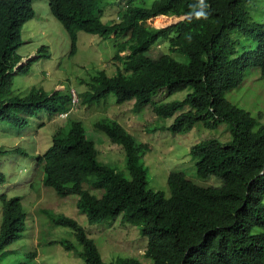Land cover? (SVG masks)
Listing matches in <instances>:
<instances>
[{
    "label": "trees",
    "instance_id": "16d2710c",
    "mask_svg": "<svg viewBox=\"0 0 264 264\" xmlns=\"http://www.w3.org/2000/svg\"><path fill=\"white\" fill-rule=\"evenodd\" d=\"M78 1L89 13L84 30L108 38L109 32L121 28L126 38L113 42L114 61H119L113 62L117 65L115 74L101 70L93 76L81 93L82 103L94 104L110 93L115 94L118 104L134 99L136 107L150 106L158 116H176L169 127L174 133L188 132L197 123L215 128L221 121L228 122L231 140L209 139L191 148L198 159V175L217 176L224 183L203 187L183 172H170V196L166 197L148 186V170L141 160L147 145L140 144L117 120L101 119L94 126L123 147L130 177L125 170L100 161V152L87 138L84 123L71 118L76 107L69 89L50 95L35 86L24 97L11 94L8 86L13 74L8 71L13 67V50L5 52L11 42L9 21L29 16L32 10L31 0H4L0 14V120L21 128L38 111L60 120L54 125L51 146L37 157L43 162L44 185L62 197L76 195L79 212L91 224L121 216L123 224L140 226L148 238L146 254L154 264H264V231L258 230L264 228V125L224 98L241 84L250 67L259 68L264 76V22H255L249 11L258 0H124V21L112 25L93 13L91 0ZM156 20L166 25H153ZM236 33L257 46L246 50L233 36ZM162 41L168 42L171 50L187 55L190 63L183 64L169 54L150 56L148 52ZM126 50L129 52L122 55ZM187 87L193 91L184 100L153 99L162 88L175 93ZM187 106L192 109L184 110ZM63 112L70 116H61ZM6 153L10 150L0 148V155ZM2 181L5 177L0 172ZM0 200L3 264L6 249L23 237L28 214L21 197L9 199L3 194ZM50 218L53 225L71 230L76 239L53 242L75 251L82 246L79 253L87 264H141L133 258L106 263L95 240L77 219L53 213Z\"/></svg>",
    "mask_w": 264,
    "mask_h": 264
},
{
    "label": "rangeland",
    "instance_id": "374dc122",
    "mask_svg": "<svg viewBox=\"0 0 264 264\" xmlns=\"http://www.w3.org/2000/svg\"><path fill=\"white\" fill-rule=\"evenodd\" d=\"M117 1L102 0L99 8L104 13L105 8L116 5ZM33 6V21L24 28V38L28 43L20 52L34 53L40 46L48 45L51 56L34 62L30 73H15L11 87L14 92L26 93L33 86L48 92L74 87L83 97L81 93L87 90V86L81 79L90 81L102 69L111 76L115 74L117 65L114 63L119 61L115 59L113 63L116 54L113 37L103 39L99 35L81 30L78 32L77 50L71 54L69 34L52 16L49 0H35ZM115 11L117 9H106L102 20L111 18ZM249 11L255 22H264V0L252 4ZM152 24L166 25L157 20ZM233 36L240 39L242 47L246 50L257 46L256 42L245 39L242 35L236 33ZM242 47L238 46L241 52ZM125 53L127 52H122ZM148 54L154 58L169 54L183 64L190 63L187 55L171 50L166 41L154 45ZM246 72L241 84L226 92L224 98L229 104L250 112L260 125H264V76L260 69L254 66ZM192 91V87H187L170 93L167 88H162L153 99L157 102L181 101ZM191 109L187 106L184 110ZM70 115L72 119L84 123L87 138L95 142L100 152V161L118 170H125L129 177L123 147L96 130L95 123L105 118L117 120L140 144L147 145L141 152V160L148 170V186L164 192L166 197L170 196L167 185L170 172H183L203 187H220L224 183L217 176L203 178L198 175V159L193 156L191 148L204 140H231L232 128L228 122L221 121L215 128L197 123L188 132L174 133L169 127L174 123L176 116H158L150 106L136 107L134 99L118 104L113 93L94 104L79 103ZM53 117L47 111H38L32 114L28 124L21 128L0 120V148L17 149L0 155V172L5 177V181L0 182V195L6 194L9 199L21 197L28 214L23 237L6 249L8 253L3 264H87L86 257L79 253L83 251L82 246L75 251L66 249L60 243H54L62 239H76L68 228L53 225L51 213L73 217L85 226L106 263L133 258L141 264H154L153 258L146 254L148 238L142 234L140 226L123 224L121 216L105 223L91 224L86 215L79 212L76 195L62 197L44 185L43 162L37 157L43 155L52 144L54 125L60 123L58 118ZM2 219L0 200V225ZM258 230L264 231V228Z\"/></svg>",
    "mask_w": 264,
    "mask_h": 264
},
{
    "label": "clouds",
    "instance_id": "9594fccd",
    "mask_svg": "<svg viewBox=\"0 0 264 264\" xmlns=\"http://www.w3.org/2000/svg\"><path fill=\"white\" fill-rule=\"evenodd\" d=\"M3 1L4 0H0V14L3 11ZM34 1L35 0H31V2H30L32 12L29 16H20V17H16V18L9 21L11 42H10L9 46L6 48L5 52H7L9 49L13 50V60H12L13 67H12V69H10L8 71L9 73H12L13 75L15 73H21L22 72V71H20L21 67H29L28 72H24V73H30L34 62H38L43 58L48 59L51 56L50 48L48 45L40 46L34 53L22 54L20 52V49L25 44L28 43V40H26L24 38V28L27 27L33 21L32 19L35 15V10H34V6H33ZM121 1H122L121 4L116 2V5L105 8V10L106 9H117V11L113 12V15L111 18H109L107 20L104 19L106 22L104 20H102V16L104 18V15H105V10H104V13H102V11L99 8V4L102 2V0H91V6L93 7V13H96L97 15H99L101 17V20L103 23H111L110 25L122 23L124 21L122 11L125 8L126 4H125L124 0H121ZM201 3H203V0H201ZM121 5H123V7ZM49 8H50V12H51L52 16L62 25V27L69 34V37L71 40V54H74L77 50L78 32L81 30H84L82 28V26H84L88 20L89 13H88L87 8L85 7L84 4H82L78 0H49ZM61 19L66 20L70 24V27H67L62 22ZM120 29L121 28H117V29L109 32V37H113V42H115L116 39L118 42L126 40V38L120 32ZM84 32H87L89 34H96V35L101 36L103 39H107V38H104L103 35L100 33L88 32L86 30H84ZM73 35H75V40L73 38ZM118 35H120V36H118ZM123 52H129V51L126 50ZM47 53H48V56L46 55ZM122 55H124V54H122ZM113 62H114V59H113ZM102 70H104V69H102ZM99 71H101V70H99ZM98 72H97V74H98ZM108 75H110V74H108ZM81 81L85 85L89 82V80H86V79H81ZM12 82H13V80H12ZM11 87H12V84H11V86L10 85L8 86L9 92H11V94H16V95H20V96L24 97L35 86L31 87L26 93L14 92ZM65 89L66 88L64 87V89H62V90H65ZM87 89H88V87H87ZM50 91H52V89ZM55 91H57V90H53L52 92H49V94L52 95ZM9 92L7 91V94H9ZM69 92L71 94L70 95L71 100H72L71 102L74 104V107H77L79 105V103L82 102V97H81L80 93L74 87L69 88ZM61 116H63V117L69 116V113L63 112V113H61ZM2 149H4V148H2ZM9 150L11 153L13 149H9Z\"/></svg>",
    "mask_w": 264,
    "mask_h": 264
},
{
    "label": "water",
    "instance_id": "95a60500",
    "mask_svg": "<svg viewBox=\"0 0 264 264\" xmlns=\"http://www.w3.org/2000/svg\"><path fill=\"white\" fill-rule=\"evenodd\" d=\"M264 172V171H263Z\"/></svg>",
    "mask_w": 264,
    "mask_h": 264
}]
</instances>
